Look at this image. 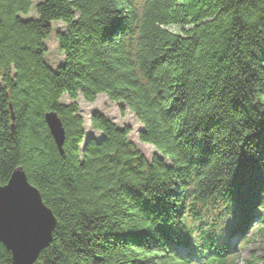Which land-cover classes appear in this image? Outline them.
<instances>
[{
  "label": "trees",
  "instance_id": "16d2710c",
  "mask_svg": "<svg viewBox=\"0 0 264 264\" xmlns=\"http://www.w3.org/2000/svg\"><path fill=\"white\" fill-rule=\"evenodd\" d=\"M99 94L157 155L100 112L85 140ZM17 167L56 219L33 264H236L249 237L264 264V0H0V186Z\"/></svg>",
  "mask_w": 264,
  "mask_h": 264
},
{
  "label": "water",
  "instance_id": "95a60500",
  "mask_svg": "<svg viewBox=\"0 0 264 264\" xmlns=\"http://www.w3.org/2000/svg\"><path fill=\"white\" fill-rule=\"evenodd\" d=\"M13 118V116H12ZM60 154L64 129L55 112L44 115ZM56 219L31 185L22 167H17L0 186V242L10 252L13 264H33L51 242Z\"/></svg>",
  "mask_w": 264,
  "mask_h": 264
},
{
  "label": "rangeland",
  "instance_id": "374dc122",
  "mask_svg": "<svg viewBox=\"0 0 264 264\" xmlns=\"http://www.w3.org/2000/svg\"><path fill=\"white\" fill-rule=\"evenodd\" d=\"M37 1L38 0H34V2ZM27 16H35L33 9L27 14ZM52 28L53 30L51 34L45 40V60L51 67L54 68L60 64L63 59L62 54L58 50V42L55 37L56 32L63 29V24L61 22H54L52 23ZM167 29L172 32L178 31L175 26H170ZM62 101L68 102V99L63 96ZM78 105L84 120L83 126L85 130V140L91 137H100V135L96 131H93L89 126L90 115L94 112H100L115 122L119 127L129 128L130 132L128 134V138L148 160H150L153 155H157V152L152 145L143 143L138 139V131L141 129V125L136 120L135 116L122 104L110 101L104 94H99L92 103H86L79 97ZM203 211L205 212L204 218L208 223L212 221V217L215 214L220 212L219 208H204ZM249 238V240L235 245L234 250L236 251L235 253L238 258L236 264H243V261L251 256L260 255L261 248L258 240L255 237ZM178 250H182V248L178 247Z\"/></svg>",
  "mask_w": 264,
  "mask_h": 264
}]
</instances>
